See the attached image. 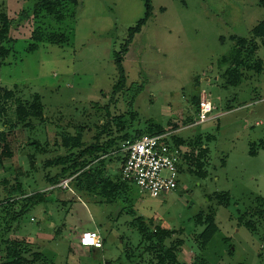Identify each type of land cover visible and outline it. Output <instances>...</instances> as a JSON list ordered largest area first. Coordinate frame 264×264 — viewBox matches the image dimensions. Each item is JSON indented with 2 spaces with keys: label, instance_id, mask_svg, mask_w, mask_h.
<instances>
[{
  "label": "rangeland",
  "instance_id": "374dc122",
  "mask_svg": "<svg viewBox=\"0 0 264 264\" xmlns=\"http://www.w3.org/2000/svg\"><path fill=\"white\" fill-rule=\"evenodd\" d=\"M149 1L152 15L123 55L126 83L115 94V51L144 17L146 0H70L55 13L35 11L31 0H0V12L12 21L9 41L0 43L10 49L0 63V86L17 87L27 100L38 94L46 117L29 119L33 128L12 129L13 107L9 124L0 120V191L6 180L10 187L21 183L26 193L41 189L48 198L0 236V257L6 252L2 239L14 233L45 255L34 264H155L144 229L161 227L172 232L166 245L184 240L179 258L185 264H264V70L247 72L238 85L223 75L230 67L223 58L234 55L236 38L248 37L264 20V6L261 0ZM62 33L61 42L49 39ZM256 55L264 60L261 41ZM195 95L212 104L205 120L195 111ZM127 111L132 132L146 131L151 121L184 140L201 137L208 148L205 175L180 160L177 188L153 197L127 182L111 202L102 189L81 190L75 175L68 188L61 185L64 178L48 184L46 175L61 166L46 160L71 152L61 132L75 134L84 126L86 146L108 113ZM122 157L118 152L106 160L113 180L121 175ZM222 192L228 203L218 199ZM208 216L218 230L202 245ZM98 229L105 236L102 249L80 245L82 231Z\"/></svg>",
  "mask_w": 264,
  "mask_h": 264
},
{
  "label": "trees",
  "instance_id": "16d2710c",
  "mask_svg": "<svg viewBox=\"0 0 264 264\" xmlns=\"http://www.w3.org/2000/svg\"><path fill=\"white\" fill-rule=\"evenodd\" d=\"M31 1L35 2V11L44 9L50 13H55L56 8L58 9L59 6L70 0ZM260 3L264 6V0H261ZM151 15L152 5L149 0H146V12L144 17L128 29L127 39L121 44L120 49L115 51V63L119 75L114 84L113 91L115 94L122 92L126 83L123 55L128 51V47L133 41L134 35L141 30ZM11 23L12 21L9 16L4 12H0V43L9 41ZM49 39L54 42H61L65 40L66 37L63 33L51 34ZM260 41L264 44V20L252 29L248 37L236 38V51L234 55L230 58H223V60H229L230 62V67L227 68L223 74L227 84H240L249 71H253L259 75L263 73L264 60L256 55L260 46ZM31 48L33 49L34 46ZM9 53L10 49L0 45V63H4V59ZM133 86H136V84ZM138 92L139 91H136L134 95ZM193 102L196 113H200V97L198 95L193 96ZM13 107H15L16 110V118L15 121L9 124L7 117L9 110ZM128 114L129 111L119 116L112 117L111 114L108 113V115H110L109 120L100 126V130H98L95 135V140L86 146H84L83 143L84 126H81V128L76 127L75 134H71L68 131L61 132L63 146L70 149L71 152L70 154L59 155L56 158L46 160L47 166H61V170L55 175H46L48 184L55 185L60 182V178L65 179L75 175V179H78L80 182L79 188L81 190L92 192L97 189H102L107 193L106 201L108 202L121 197L122 190L124 191L129 185L126 181L122 180L121 175L117 180H113L109 176L105 165L107 158L115 153L121 152L122 143L128 139H134L146 133L158 134L169 131L163 124H154L148 121L146 131L132 132L128 130V127L133 126V123L127 116ZM134 116L135 114L132 113L130 118L133 120ZM33 118L44 122L46 121L44 108L38 94H35L31 100H27L18 96L17 87L10 89L5 86H0V120H3L4 125L9 124L12 129L22 124L24 127L33 128V125L29 124L30 122L28 121ZM191 120L192 119L189 118L188 122ZM26 121L28 123H26ZM110 122L116 126V129H112ZM3 134L4 132L1 130L0 139L4 138ZM171 141L176 145L186 143L190 145L191 148L193 147V151L191 149V152L186 155L185 162L195 165V169L198 168V173L200 175H205L203 160L207 157L208 148L203 146L201 137L184 140L175 133H172ZM75 149L77 151H75ZM7 155H11L10 152H8ZM120 160H122L123 163L124 154ZM3 185L5 186L3 187L4 192L0 191V236H2L5 231L10 232L13 228V223L21 219L22 215L26 213L29 208H33L35 203L48 201L43 191L26 193L21 183H17L10 187L5 180ZM217 197L224 203H228L229 201V195L224 192L218 193ZM20 202L24 203L21 210H14L15 204ZM202 222L206 223V227L200 233L199 239L202 245H206L217 232L218 225L211 216H208L206 220ZM5 226L6 229H4ZM144 230L145 239L151 243L147 249H150V252L154 255L156 259L155 264H185L179 258L180 247L184 244V240L174 239L170 245H166L165 241L171 236V230L161 227H145ZM2 242L6 245V252L0 257V264H34L42 256H45L42 252L36 250V244L34 242L29 241V239L24 236L10 233L6 239H2Z\"/></svg>",
  "mask_w": 264,
  "mask_h": 264
},
{
  "label": "built area",
  "instance_id": "2783aa9c",
  "mask_svg": "<svg viewBox=\"0 0 264 264\" xmlns=\"http://www.w3.org/2000/svg\"><path fill=\"white\" fill-rule=\"evenodd\" d=\"M200 119L205 120L212 111V104L206 99L200 103ZM174 130L158 134H142L122 143L124 161L121 165L123 181L136 184L141 191L158 197L178 187L180 160H185L188 148L171 141ZM72 177L62 180L61 185L68 188ZM81 246L103 248L104 240L97 230H84L79 236Z\"/></svg>",
  "mask_w": 264,
  "mask_h": 264
},
{
  "label": "crops",
  "instance_id": "0c3cea01",
  "mask_svg": "<svg viewBox=\"0 0 264 264\" xmlns=\"http://www.w3.org/2000/svg\"><path fill=\"white\" fill-rule=\"evenodd\" d=\"M40 191H41V189H40ZM34 203V202H33ZM44 204V202H41V203H35L34 204V206H33V208H39V209H41V208H43V205ZM42 206V207H41ZM98 231H99V229H98ZM100 232V234H101V236H102V238L104 239V241H105V236H104V234L101 232V231H99ZM40 233H37L36 235H37V237H39L38 235H39ZM40 238V237H39ZM29 241H31V240H29ZM104 247V246H103ZM96 249V248H95ZM100 249H102V248H100Z\"/></svg>",
  "mask_w": 264,
  "mask_h": 264
}]
</instances>
